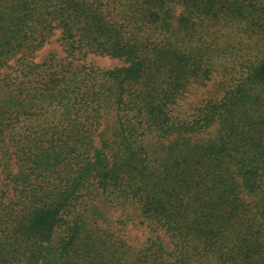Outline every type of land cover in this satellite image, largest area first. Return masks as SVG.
<instances>
[{"label":"trees","instance_id":"obj_1","mask_svg":"<svg viewBox=\"0 0 264 264\" xmlns=\"http://www.w3.org/2000/svg\"><path fill=\"white\" fill-rule=\"evenodd\" d=\"M0 264H264V0H0Z\"/></svg>","mask_w":264,"mask_h":264},{"label":"rangeland","instance_id":"obj_2","mask_svg":"<svg viewBox=\"0 0 264 264\" xmlns=\"http://www.w3.org/2000/svg\"><path fill=\"white\" fill-rule=\"evenodd\" d=\"M179 5L174 8V14L177 15L179 13ZM49 54H53L56 57H63L65 52L62 46L61 33L59 30H55L52 36L48 39V41L36 51L35 58L37 61L43 60ZM83 62L87 64H91L94 67L102 70V69H112L117 67H123L125 62L118 58H111L107 56L97 55L94 53H88L83 59ZM131 227L125 228V230L121 231L120 238L126 240L128 242H136L137 240H143L145 238V232L142 229L136 230L133 232L130 230Z\"/></svg>","mask_w":264,"mask_h":264}]
</instances>
